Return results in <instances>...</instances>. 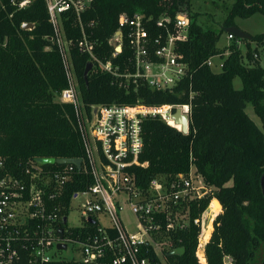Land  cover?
<instances>
[{
    "label": "trees",
    "instance_id": "16d2710c",
    "mask_svg": "<svg viewBox=\"0 0 264 264\" xmlns=\"http://www.w3.org/2000/svg\"><path fill=\"white\" fill-rule=\"evenodd\" d=\"M18 1L0 0V175L17 177L42 157L84 159L76 111L72 104L56 99L67 82L59 49L51 39L54 30L46 2L30 0L19 7ZM193 7V0H90L80 17L84 32L94 42V55L101 62L111 61L122 73L131 68L132 51L125 35L116 56H112L110 43L121 13L157 19L165 11L172 17L186 12L190 17L188 39L178 42V49L191 68V77L161 90L132 82L125 88L75 43L70 52L80 97L86 108L92 104L189 105L187 134L159 118L144 121L139 158L147 165L134 166L132 171L138 185L145 188L153 178L187 173L193 165L214 190L190 202V217L199 216L213 197L222 208L212 232L210 228L206 231L207 238L211 236L204 259L196 255L199 228L190 224L169 233L172 246L164 252L166 263L150 248L152 264H224L225 256L232 259L231 264H264V132L245 110L250 103L264 123V67L258 58L264 33L250 40L234 37L222 69L213 71L206 62L225 53V47L217 44L221 31L205 28L198 21L201 13L191 12ZM257 12L264 13V0H234L226 10L223 27L235 25L237 16ZM23 23L33 27L23 28ZM62 25L68 38H81L74 12L63 15ZM238 42L244 43L245 52ZM88 62L93 67L86 82L83 74ZM234 77L241 79V88L233 86ZM61 166L44 165L47 169ZM76 178L80 181L67 185L66 201L73 191L92 183L82 172ZM178 247L184 248L181 254H170Z\"/></svg>",
    "mask_w": 264,
    "mask_h": 264
},
{
    "label": "built area",
    "instance_id": "2783aa9c",
    "mask_svg": "<svg viewBox=\"0 0 264 264\" xmlns=\"http://www.w3.org/2000/svg\"><path fill=\"white\" fill-rule=\"evenodd\" d=\"M29 2L17 3L24 7ZM45 2L54 30L51 39L59 49L67 82L56 99L72 104L76 111L84 159L80 167L65 163L56 169H47L37 161L30 162L19 177L0 175V264H152L148 257L150 248L160 256L158 244L170 249L169 233L187 229L190 224L199 228L196 255L204 259L205 246L211 236L210 233L207 238L206 231L214 220L209 215L215 198L194 218L189 215V205L191 201L213 194V187L193 165L187 173L153 178L145 188L138 185L132 171L134 166L147 165L139 158L144 147V121L159 118L176 128L172 113L177 107L182 113H189V105L92 104L86 108L70 52L76 43L80 51L96 60L104 71L118 77L119 86L128 88L132 82L153 90L171 88L191 77V68L178 49V42L188 39L189 15L177 12L172 17L165 11L153 19L142 13L132 16L121 13L117 29L121 31V39L112 37L110 43L114 48L112 56H116L122 50L125 35L132 51L131 68L122 73L111 61L101 62L94 55V42L84 32L80 17L90 0ZM69 10L75 13L81 27V38L77 41L67 37L62 25V17ZM152 29L157 30L153 33ZM227 36L236 37L231 32ZM228 53L227 50L223 56L210 57L207 65L211 68L217 65L214 57L218 58L221 70ZM2 166L0 158V168ZM80 172L88 174L92 183L73 191L66 201L67 185L79 182L76 175ZM125 208L135 218L132 228L122 217ZM73 209L77 221L70 224ZM105 219L108 225L103 224ZM60 228L62 237L58 232ZM74 229H78L76 235ZM69 246L77 253V258L63 255ZM231 261L225 256L224 264Z\"/></svg>",
    "mask_w": 264,
    "mask_h": 264
},
{
    "label": "rangeland",
    "instance_id": "374dc122",
    "mask_svg": "<svg viewBox=\"0 0 264 264\" xmlns=\"http://www.w3.org/2000/svg\"><path fill=\"white\" fill-rule=\"evenodd\" d=\"M193 2H194V7L191 10V12L194 13L195 11H199L201 13L198 21L205 28H212L218 32L221 31L220 38L217 44L220 48L225 47V53H226L227 52L226 49L233 42V40L228 38L227 36L228 31L226 30V28L223 27L222 23L224 17L226 16L227 8H229L232 5L234 0H193ZM234 22L237 27L247 32L251 36L264 33V13L257 12L245 18L237 16L234 18ZM251 44L252 47H254L256 43L255 41H252ZM238 45L239 48L242 50V52H245L244 43L238 42ZM258 58L260 59V64L264 67V43L258 46ZM214 59H216L217 65L213 66L212 69L213 71H219L220 70V67L218 66L219 59L215 57ZM233 86L235 88H241L243 86V83L239 77L233 78ZM245 110L247 114L256 122V124L264 132V123L254 113L252 105L250 103L247 104ZM92 112L94 113V108H92ZM82 199H84V197H82ZM216 208L218 209V206H216ZM122 217L124 218V221L129 228H132L134 226L135 218L133 214L128 210V208H125L123 210ZM209 217L211 218L212 214L209 215ZM76 221H77V214L76 211H74L73 209V211L70 213L69 216V223L74 224ZM103 224L108 225L109 221L105 219L103 220ZM211 225L212 226H208V227L212 228L213 230V222H211ZM158 247H159L160 258L163 261V263H166L164 252L168 249V246L158 244ZM63 255L68 258L71 257L77 258V253H75L70 246L67 251L63 252Z\"/></svg>",
    "mask_w": 264,
    "mask_h": 264
},
{
    "label": "water",
    "instance_id": "95a60500",
    "mask_svg": "<svg viewBox=\"0 0 264 264\" xmlns=\"http://www.w3.org/2000/svg\"><path fill=\"white\" fill-rule=\"evenodd\" d=\"M23 28H32L33 24L32 23H23L22 24ZM226 30L228 32L233 33L236 38L238 39H248L250 40L252 38V36L250 34H248L247 32L243 31L242 29H240L239 27H237L236 25H231L229 27L226 28ZM114 38H118L121 39V31L117 30L114 35H113V39ZM115 42V40H113V43ZM93 67V63L92 62H88L85 70H84V79L87 82L88 80V74L89 72L92 70ZM172 119L174 120L175 124H178L181 126L180 131L183 134H187L189 131V123H190V117H189V113H182L181 112V108L177 107L175 109V111L172 113ZM37 162L40 163L41 165H47V164H65V163H74L77 167H80L81 164V159H67V158H53V157H42L37 159ZM261 185L263 187L264 185V180L262 178L261 180ZM220 203V202H219ZM221 205V204H220ZM222 208V206H221ZM59 235L62 237L63 235V230L62 228H60L58 230ZM58 246L60 247H65L64 244H58ZM184 251L183 247H178L173 249L170 254H181Z\"/></svg>",
    "mask_w": 264,
    "mask_h": 264
},
{
    "label": "bare ground",
    "instance_id": "6f19581e",
    "mask_svg": "<svg viewBox=\"0 0 264 264\" xmlns=\"http://www.w3.org/2000/svg\"><path fill=\"white\" fill-rule=\"evenodd\" d=\"M174 124H175V123H174ZM174 126H176V128H180L178 124H175ZM216 206H218L219 208H218V209H215ZM220 208H221V205H220L219 201L216 200V199L213 200V202H212V212H213V213H212V219L216 217V215H217L218 212L220 211ZM208 226H212L211 223H209ZM208 229H209V227H208ZM208 229H207V230H208ZM210 229L212 230V228H210Z\"/></svg>",
    "mask_w": 264,
    "mask_h": 264
}]
</instances>
